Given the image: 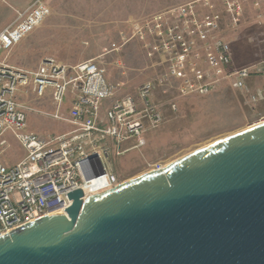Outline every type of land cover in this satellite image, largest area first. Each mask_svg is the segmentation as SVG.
Masks as SVG:
<instances>
[{"label": "built area", "instance_id": "2783aa9c", "mask_svg": "<svg viewBox=\"0 0 264 264\" xmlns=\"http://www.w3.org/2000/svg\"><path fill=\"white\" fill-rule=\"evenodd\" d=\"M203 1L208 4L210 0ZM211 1L221 4L228 13L239 15L247 0ZM251 1L256 5L257 17L261 18L264 0ZM194 3L170 9L152 19L154 33L159 35L161 47L166 51L179 45L187 52L196 41L204 45V60L214 78L205 82L196 67L191 65L186 69L183 62L171 63L167 72L181 80L179 93L203 94L220 78H226L232 88L249 93L251 103L264 100L261 89L250 91L246 84L252 74L264 76V60L253 66L233 67L228 42L215 35L220 13L213 11L199 19ZM48 14L45 0H33L25 9L16 10L13 21L0 31V53L6 56ZM171 17L183 20V26L170 24ZM184 34L190 36L188 40ZM30 84L37 98L49 95L54 106L49 116L69 124L68 132L41 136L27 130L26 111L30 108L18 102L17 92ZM118 87L107 80L104 67L92 60L70 66L46 58L31 72L0 60V157L7 145V134L24 151L23 157L12 165L5 166L0 160V237L39 217L66 214L64 209L71 204L66 194L69 191L80 188L83 200L121 182L110 160L143 146L144 132L159 124L162 116L150 99L151 82L139 86L134 96H116ZM127 143L130 145L123 147Z\"/></svg>", "mask_w": 264, "mask_h": 264}, {"label": "water", "instance_id": "95a60500", "mask_svg": "<svg viewBox=\"0 0 264 264\" xmlns=\"http://www.w3.org/2000/svg\"><path fill=\"white\" fill-rule=\"evenodd\" d=\"M0 237V264H264V120Z\"/></svg>", "mask_w": 264, "mask_h": 264}, {"label": "rangeland", "instance_id": "374dc122", "mask_svg": "<svg viewBox=\"0 0 264 264\" xmlns=\"http://www.w3.org/2000/svg\"><path fill=\"white\" fill-rule=\"evenodd\" d=\"M23 1L0 0V31L13 20L15 9L23 7ZM45 1L49 6L45 20L6 56L1 52L0 60L28 72L35 71L46 58L66 65L92 60L104 67L108 81L119 85L116 96H134L142 84H153L150 99L162 119L146 129L143 146L110 160L121 182L264 120V100L251 103L249 93L232 88L226 78H220L206 93L181 95L178 87L182 82L168 75V66L183 62L186 69L196 67L203 74V81L212 80L204 60V45L196 41L187 52L179 45L166 51L152 27L157 14L195 2L199 19L213 11L220 13L215 35L229 45L248 39L254 61L248 66H253L264 60V38L256 5L251 0L243 3L241 15L228 13L211 0L208 4L203 0ZM168 22L183 26V20L173 17ZM184 35L188 40L190 36ZM259 75L262 74H252L249 80L254 81L248 82L251 88H264V79ZM31 88V84L26 85L17 92L18 102L32 110L26 111L28 129L41 136L61 133L68 125L49 116L54 108L51 100L45 96L37 98ZM6 141L0 160L9 166L23 157V150L11 135H6Z\"/></svg>", "mask_w": 264, "mask_h": 264}, {"label": "crops", "instance_id": "0c3cea01", "mask_svg": "<svg viewBox=\"0 0 264 264\" xmlns=\"http://www.w3.org/2000/svg\"><path fill=\"white\" fill-rule=\"evenodd\" d=\"M32 1L33 0H24L22 2V6L23 7L20 8V9H15V10H23V9H25ZM46 4H47V2H46ZM14 18H15V16H14ZM260 22H261V24L259 25V30L263 34V38H264V15L260 18ZM263 41H264V39H263ZM248 44H249L248 43V39L242 38L240 40L233 41L229 45L230 46V52H231V63H232V66L233 67L240 68V67L248 66V65L254 63V61H252L251 56H250V51L248 49L249 48L248 47L249 46ZM73 65H75V64H73ZM70 66H72V65H70ZM251 77H249L246 80V84L248 85V87L250 88L251 91H254L255 89H257L259 87H254V88H251L250 87V85L248 84V82L249 81H254V79L253 80H249ZM259 77L262 78V79H264V76L263 75H259ZM259 89H261L264 92V88H261L260 87ZM45 97H49V95H46ZM49 99H50V97H49ZM68 105H69V103L67 102L66 105H65V107H64V111H63L64 114H66V112H67ZM30 111H32V110H30ZM67 125H68V127L66 129H64L61 133L68 132L71 129V126L69 124H67ZM27 130L30 131L28 129V124H27ZM30 132H33V131H30ZM61 133H59V134H61ZM43 136H45V135H43ZM5 138H6V136H5ZM23 155H24V151H23Z\"/></svg>", "mask_w": 264, "mask_h": 264}]
</instances>
